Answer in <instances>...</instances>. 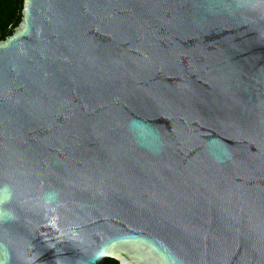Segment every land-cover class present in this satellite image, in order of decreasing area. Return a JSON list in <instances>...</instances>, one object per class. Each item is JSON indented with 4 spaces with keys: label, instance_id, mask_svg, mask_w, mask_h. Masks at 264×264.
I'll return each instance as SVG.
<instances>
[{
    "label": "water",
    "instance_id": "95a60500",
    "mask_svg": "<svg viewBox=\"0 0 264 264\" xmlns=\"http://www.w3.org/2000/svg\"><path fill=\"white\" fill-rule=\"evenodd\" d=\"M264 264V0H23L0 40V264Z\"/></svg>",
    "mask_w": 264,
    "mask_h": 264
},
{
    "label": "trees",
    "instance_id": "16d2710c",
    "mask_svg": "<svg viewBox=\"0 0 264 264\" xmlns=\"http://www.w3.org/2000/svg\"><path fill=\"white\" fill-rule=\"evenodd\" d=\"M23 0H0V40L10 35L21 17ZM103 264H119L108 258Z\"/></svg>",
    "mask_w": 264,
    "mask_h": 264
}]
</instances>
